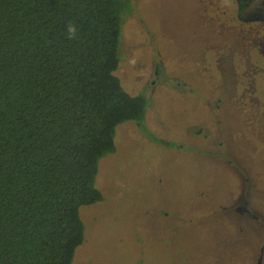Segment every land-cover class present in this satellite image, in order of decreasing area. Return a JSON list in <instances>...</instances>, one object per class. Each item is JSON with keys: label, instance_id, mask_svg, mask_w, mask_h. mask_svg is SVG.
I'll return each instance as SVG.
<instances>
[{"label": "rangeland", "instance_id": "obj_1", "mask_svg": "<svg viewBox=\"0 0 264 264\" xmlns=\"http://www.w3.org/2000/svg\"><path fill=\"white\" fill-rule=\"evenodd\" d=\"M128 1L114 75L145 115L100 159L71 264H264L262 0Z\"/></svg>", "mask_w": 264, "mask_h": 264}, {"label": "trees", "instance_id": "obj_2", "mask_svg": "<svg viewBox=\"0 0 264 264\" xmlns=\"http://www.w3.org/2000/svg\"><path fill=\"white\" fill-rule=\"evenodd\" d=\"M128 0H0V264H71L100 159L146 100L114 75Z\"/></svg>", "mask_w": 264, "mask_h": 264}, {"label": "flooded vegetation", "instance_id": "obj_3", "mask_svg": "<svg viewBox=\"0 0 264 264\" xmlns=\"http://www.w3.org/2000/svg\"><path fill=\"white\" fill-rule=\"evenodd\" d=\"M262 4H263L262 6H263V8H264V0H262ZM239 6H241V5H239ZM241 7H242L243 9H245V7H247V6H246L245 3H243ZM241 11H242V9L238 7L239 16H240ZM263 14H264V13H263Z\"/></svg>", "mask_w": 264, "mask_h": 264}]
</instances>
